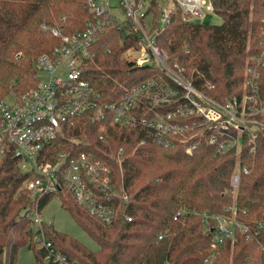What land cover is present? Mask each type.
Instances as JSON below:
<instances>
[{
    "label": "trees",
    "instance_id": "16d2710c",
    "mask_svg": "<svg viewBox=\"0 0 264 264\" xmlns=\"http://www.w3.org/2000/svg\"><path fill=\"white\" fill-rule=\"evenodd\" d=\"M86 2L0 0V102L8 96L15 102L37 87L38 58L60 44L41 27L61 28L66 34L81 30L92 17ZM211 4L220 25L185 24L178 16L156 38L157 46L167 53L170 66L178 65L185 79L219 102L241 96L245 80L251 79L245 74L249 69L257 76L251 81L264 108V0H211ZM93 42L94 61L84 69V77L97 92L98 103H117L126 89L147 80L172 86L158 65L136 66L122 59L138 42L128 23H110ZM207 85L213 89L207 90ZM193 134L197 145L187 154L183 145L157 147L142 128L92 122L87 116L64 127L45 159L53 162L63 152L90 154L110 167L112 181L126 199L116 201L115 220L105 226L78 207L64 189L58 194L61 206L99 249L89 251L44 224L45 238L79 264H264V138L259 135L249 143L250 136L242 135L239 148L230 145L222 150L217 144L233 138L205 127ZM235 171L240 177L233 195L230 179ZM26 178L33 176L21 173L11 153H5L0 162V264H16L22 248L33 251L32 264H49L44 251L32 242L33 201L22 187ZM51 198L42 197L38 210ZM233 201L236 219L248 233L236 231L233 241L212 248V228L202 218L228 214Z\"/></svg>",
    "mask_w": 264,
    "mask_h": 264
},
{
    "label": "built area",
    "instance_id": "2783aa9c",
    "mask_svg": "<svg viewBox=\"0 0 264 264\" xmlns=\"http://www.w3.org/2000/svg\"><path fill=\"white\" fill-rule=\"evenodd\" d=\"M87 0L86 9L91 14L81 30L72 34L57 27L42 26L60 40L51 54L38 58L39 73L44 74L37 87L20 96L11 105L0 102V162L10 152L21 173L31 175L23 182L29 192L32 210L30 227L36 242L44 251V261L49 264H79L61 254L44 236V224L38 205L46 195L58 199L62 190L71 193L76 205L99 223L110 226L115 220V203L126 199L119 194L112 181L110 167L84 152L74 156L60 153L53 162L45 153L63 128L75 120L90 117V121L117 125L124 128H142L146 138L159 148L169 150L183 145L190 154L196 147L192 140L194 130L205 127L231 141L218 143L219 149L241 145L242 135L250 136L249 143L259 135L264 138V108L259 102L256 85L251 79L256 74L249 69L251 79H246L241 96L219 102L195 87L183 76L176 64L169 65L165 51L159 49L156 38L173 18L183 23H200L213 13L211 0ZM128 23L138 37V49L130 59L136 66L158 65L172 86L147 80L129 89L117 103H98L97 92L84 77V69L93 63L91 51L95 36L110 23ZM264 54V52H263ZM18 55L17 57H19ZM207 90L213 86L207 85ZM169 107L168 110H164ZM105 126V125H104ZM143 141L142 143H144ZM215 142L211 136L209 143ZM122 151H119L121 155ZM242 172L247 174V170ZM239 171L230 179L235 195L239 184ZM228 214L204 215L202 222L212 228L210 242L217 248L225 241H233L236 231L247 234L248 228L236 219L235 202ZM126 221L131 218L125 216ZM264 230V226L261 225ZM35 243V242H34ZM36 243V244H37Z\"/></svg>",
    "mask_w": 264,
    "mask_h": 264
},
{
    "label": "rangeland",
    "instance_id": "374dc122",
    "mask_svg": "<svg viewBox=\"0 0 264 264\" xmlns=\"http://www.w3.org/2000/svg\"><path fill=\"white\" fill-rule=\"evenodd\" d=\"M117 0H111V4H117ZM200 24L206 26H217L221 24V19L216 16L214 13H209L204 21H201ZM136 48H130L124 52L122 59L126 61H132L130 58L133 57L134 53H131ZM44 74L39 73L38 79H43ZM14 103L13 97L8 96L4 100L5 105H11ZM24 189V186L22 184ZM41 219L51 224L53 231L63 234L72 240L79 243L81 246L85 247L87 250L95 252L99 249L97 243L87 235V233L82 229V227L77 223V221L72 217V215L61 206V202L57 198H51L47 204L41 209L40 212ZM32 242L36 244V240L32 232ZM38 248L41 246L37 243ZM34 254L33 251L28 250L27 248H22L17 252L16 255V264H32L34 263Z\"/></svg>",
    "mask_w": 264,
    "mask_h": 264
}]
</instances>
